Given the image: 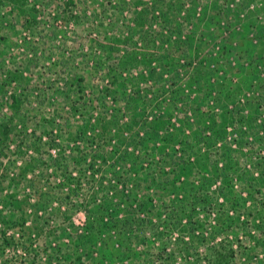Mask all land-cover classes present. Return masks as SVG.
I'll return each mask as SVG.
<instances>
[{
  "label": "rangeland",
  "instance_id": "rangeland-1",
  "mask_svg": "<svg viewBox=\"0 0 264 264\" xmlns=\"http://www.w3.org/2000/svg\"><path fill=\"white\" fill-rule=\"evenodd\" d=\"M0 110V264H264V0H0Z\"/></svg>",
  "mask_w": 264,
  "mask_h": 264
},
{
  "label": "trees",
  "instance_id": "trees-1",
  "mask_svg": "<svg viewBox=\"0 0 264 264\" xmlns=\"http://www.w3.org/2000/svg\"><path fill=\"white\" fill-rule=\"evenodd\" d=\"M0 116H1V121H0V149H2V144H4L6 135H8L10 126L8 124L9 119L6 117L4 113L0 110ZM221 259V258H220ZM217 262V261H215Z\"/></svg>",
  "mask_w": 264,
  "mask_h": 264
}]
</instances>
